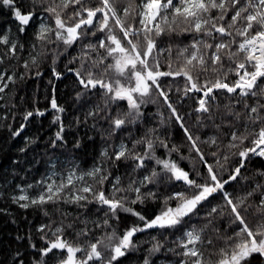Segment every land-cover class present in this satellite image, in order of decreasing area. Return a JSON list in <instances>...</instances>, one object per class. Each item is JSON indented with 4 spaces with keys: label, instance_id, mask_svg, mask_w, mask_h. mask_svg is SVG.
Wrapping results in <instances>:
<instances>
[{
    "label": "snow or ice",
    "instance_id": "1",
    "mask_svg": "<svg viewBox=\"0 0 264 264\" xmlns=\"http://www.w3.org/2000/svg\"><path fill=\"white\" fill-rule=\"evenodd\" d=\"M4 9L15 32L0 29V127L21 143L0 200L39 218L23 215L21 233L0 208L18 226L0 264H264V0ZM45 67L48 106L33 93L5 123ZM49 111L52 135H22Z\"/></svg>",
    "mask_w": 264,
    "mask_h": 264
},
{
    "label": "trees",
    "instance_id": "2",
    "mask_svg": "<svg viewBox=\"0 0 264 264\" xmlns=\"http://www.w3.org/2000/svg\"><path fill=\"white\" fill-rule=\"evenodd\" d=\"M7 25H12L13 32H15V22L11 19L10 15L8 14L7 9L0 11V29L7 27ZM26 55V54H25ZM62 69V65H61ZM44 76L42 79L37 80H29L27 85L23 87V91L18 92L17 94V108L14 109L16 112V121L13 122L11 119L6 121L5 123H13V127L18 126L20 122V113L25 109H30L32 107L31 102L29 101L28 97L32 96L33 93L36 94L37 106L44 108L48 106V100L44 97L47 94L48 90V78H49V70L47 67L43 69ZM56 86V96L58 103L65 104V107L68 108V104L65 103L68 94L71 92L70 87H65V85H70V79H65L63 81H54ZM23 96L24 100H20L19 98ZM189 104L192 101H188ZM150 110L154 113L155 106H150ZM0 115H2V111H0ZM51 111L45 114L44 117H36L25 129V132L22 135H32L39 130L40 135L47 139L48 136L52 135L56 131V126L51 123ZM71 119V111L65 114V123ZM188 123H192V119H188ZM175 138H179L178 131H174ZM21 143L20 139L17 138L16 140L9 139V133L6 128L0 127V175L7 174L11 172L13 167L12 160L16 158L17 152L16 149ZM29 158H31V153L29 154ZM89 161H85V165ZM40 172H43L42 166H37ZM39 176L34 171L27 176L25 180H21L19 177L13 181L15 183H25L31 182L33 179H38ZM8 207L9 210L15 214V218L19 224V231L23 233L25 222L23 220V215L27 214L29 216V220H33V217L36 214L29 210L28 213H24L23 210L19 209L16 205L11 204L10 202H6L4 200H0V208ZM68 211H75L74 206H67ZM38 219L39 217L36 216ZM34 222V221H33ZM18 226L11 223V217L0 215V262H3L7 259L10 251L16 245L14 243V237L17 233ZM39 243V242H38ZM11 246V247H10ZM146 246V245H145Z\"/></svg>",
    "mask_w": 264,
    "mask_h": 264
}]
</instances>
